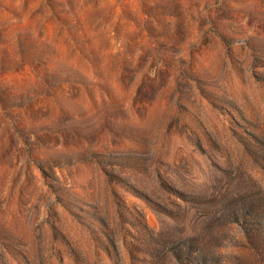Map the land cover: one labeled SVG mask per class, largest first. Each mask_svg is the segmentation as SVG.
Returning a JSON list of instances; mask_svg holds the SVG:
<instances>
[{"label":"rangeland","instance_id":"obj_1","mask_svg":"<svg viewBox=\"0 0 264 264\" xmlns=\"http://www.w3.org/2000/svg\"><path fill=\"white\" fill-rule=\"evenodd\" d=\"M0 264H264V0H0Z\"/></svg>","mask_w":264,"mask_h":264}]
</instances>
